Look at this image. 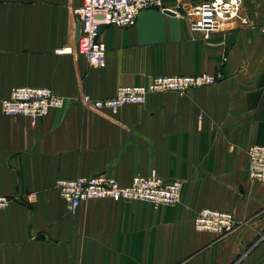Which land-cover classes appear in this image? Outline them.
<instances>
[{"label":"crops","instance_id":"0c3cea01","mask_svg":"<svg viewBox=\"0 0 264 264\" xmlns=\"http://www.w3.org/2000/svg\"><path fill=\"white\" fill-rule=\"evenodd\" d=\"M82 2L0 0V99L22 85L65 98L35 121L0 108V194L16 197L0 208V264H264V182L247 173L248 147L264 144V0H242L249 23L209 37L181 15L143 8L131 26L101 27L103 66L55 51L75 46ZM200 72L220 78L183 94L150 92L116 113L76 100ZM153 172L182 181L178 203L92 198L71 213L55 187L57 178L105 173L128 184ZM201 208L232 212L235 228L196 230Z\"/></svg>","mask_w":264,"mask_h":264},{"label":"built area","instance_id":"2783aa9c","mask_svg":"<svg viewBox=\"0 0 264 264\" xmlns=\"http://www.w3.org/2000/svg\"><path fill=\"white\" fill-rule=\"evenodd\" d=\"M242 0H203L186 7L183 11L166 9L162 0H83L73 9L80 21L81 32L74 47H58L57 53L75 52L98 66L105 64V44L99 39L102 26L128 27L135 23L140 10L157 7L183 16L192 32L204 37L220 31L227 22L239 20L249 23L241 16ZM220 74L200 72L196 74H157L147 83L119 86L113 95L95 98L88 93L78 95L76 100L82 105L96 109H107L116 113L128 103H143L148 93L153 91H175L180 94L195 87L212 84ZM65 98L49 87L30 85L14 86L7 96L0 99V108L6 115H24L35 121L45 116L51 109L62 108ZM247 173L252 180L264 182V144H252L247 149ZM55 187L65 201L68 210L74 213L80 203L87 199L108 197L112 199L141 200L154 205H174L180 199L182 181L163 179L155 172L150 175H135L130 183L121 184L115 177L105 173L75 178H57ZM34 198V194H30ZM16 197L0 194V208L6 207ZM196 230L210 231L224 236L236 225L233 213L226 210L201 208L193 219Z\"/></svg>","mask_w":264,"mask_h":264},{"label":"rangeland","instance_id":"374dc122","mask_svg":"<svg viewBox=\"0 0 264 264\" xmlns=\"http://www.w3.org/2000/svg\"><path fill=\"white\" fill-rule=\"evenodd\" d=\"M247 155H248V154H247ZM241 259H242V258L240 257L239 260H238V263L241 261Z\"/></svg>","mask_w":264,"mask_h":264},{"label":"water","instance_id":"95a60500","mask_svg":"<svg viewBox=\"0 0 264 264\" xmlns=\"http://www.w3.org/2000/svg\"><path fill=\"white\" fill-rule=\"evenodd\" d=\"M167 12H169V13H172V11H170V10H166Z\"/></svg>","mask_w":264,"mask_h":264}]
</instances>
